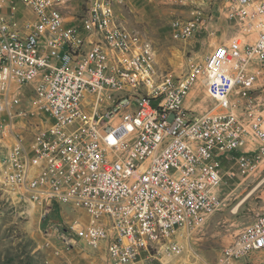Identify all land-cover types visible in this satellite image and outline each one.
<instances>
[{"label": "built area", "instance_id": "built-area-1", "mask_svg": "<svg viewBox=\"0 0 264 264\" xmlns=\"http://www.w3.org/2000/svg\"><path fill=\"white\" fill-rule=\"evenodd\" d=\"M83 1L73 15L74 0H0V120L5 136L22 135L4 177L43 222L68 205L74 220L48 231L100 264H202L192 243L219 211L218 192L251 152L264 156V0H169L195 11L182 38L207 34L216 7L236 32L164 89H151L156 52L135 32L124 34L131 62L115 54L105 21L119 0L106 17L101 0ZM213 264H264V214Z\"/></svg>", "mask_w": 264, "mask_h": 264}, {"label": "rangeland", "instance_id": "rangeland-1", "mask_svg": "<svg viewBox=\"0 0 264 264\" xmlns=\"http://www.w3.org/2000/svg\"><path fill=\"white\" fill-rule=\"evenodd\" d=\"M83 7V0H74L72 14L77 15ZM115 10L123 26L151 44L156 52L157 76L162 80L185 75L190 64L205 59L215 47L228 43L236 32L234 25L227 20V10L222 7L211 11L207 34L198 32L188 39L182 38L179 32L181 21L194 16L193 9L178 8L169 0H119ZM202 97L206 102L205 94ZM23 108L28 111L31 109L28 103H24ZM29 122L39 123V117H32ZM19 123L23 121L19 120ZM34 127L35 124H32L30 132L34 131ZM3 130L0 120L2 178L4 161L10 155L9 146L14 141L22 143V135H17L18 128L9 136H5ZM248 162L249 167L239 170L232 179L225 180L218 192L219 211L197 233L192 243L202 264L215 263L221 251L258 214H264V156H260L258 151L251 152ZM12 193L0 181V264H100L86 248L76 245L68 249L62 241L56 243L52 238L54 235L58 238L59 233H55L54 229L48 231L50 225L57 224L62 233L61 227L65 229L68 222L74 220L75 215L68 205H56L49 218L43 222L39 214L32 215L31 208ZM253 258L249 257L245 261Z\"/></svg>", "mask_w": 264, "mask_h": 264}, {"label": "bare ground", "instance_id": "bare-ground-1", "mask_svg": "<svg viewBox=\"0 0 264 264\" xmlns=\"http://www.w3.org/2000/svg\"><path fill=\"white\" fill-rule=\"evenodd\" d=\"M109 9H110V0H101L100 5H99V17H106L107 11ZM114 26H115L114 52L116 55H119L123 59L124 62H131V52L129 51V48L126 46V36L124 35V34H128L129 30L119 22L116 16L113 17V22L105 21V29L114 30ZM27 42H35V34H28ZM25 45H26V38L16 39V46H25ZM121 73L130 74V67L121 66ZM154 74H155V79L154 81L151 82V89H164V87H169L172 84V81L174 79V78H171V79L162 80L161 77L157 76L156 62L154 63ZM4 162L5 163L3 164V171L1 174L3 178L0 176V181L6 187H8L10 191H13L14 194H17L19 196V193H17L16 183L12 181H8V177H4L5 170H11V159H6ZM16 199H18V197H16ZM30 213L32 215L35 213L34 207H31ZM165 220L173 221V211L165 212ZM184 230H186L187 233H192L194 231V225L191 223V220H184ZM173 240H174V233H166L164 250L173 249Z\"/></svg>", "mask_w": 264, "mask_h": 264}, {"label": "crops", "instance_id": "crops-1", "mask_svg": "<svg viewBox=\"0 0 264 264\" xmlns=\"http://www.w3.org/2000/svg\"><path fill=\"white\" fill-rule=\"evenodd\" d=\"M52 238L54 239V241L56 242V243H61V241L59 240V238H57V236H52ZM64 244V243H63ZM65 245V244H64Z\"/></svg>", "mask_w": 264, "mask_h": 264}]
</instances>
